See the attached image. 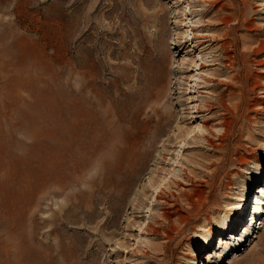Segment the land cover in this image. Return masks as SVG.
Returning a JSON list of instances; mask_svg holds the SVG:
<instances>
[{
	"label": "rangeland",
	"instance_id": "rangeland-1",
	"mask_svg": "<svg viewBox=\"0 0 264 264\" xmlns=\"http://www.w3.org/2000/svg\"><path fill=\"white\" fill-rule=\"evenodd\" d=\"M0 264H264V0H0Z\"/></svg>",
	"mask_w": 264,
	"mask_h": 264
}]
</instances>
